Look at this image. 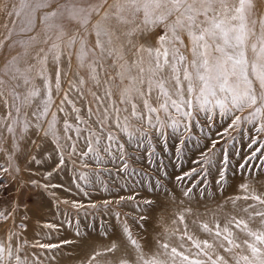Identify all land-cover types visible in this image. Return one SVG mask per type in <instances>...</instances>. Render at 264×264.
<instances>
[{"label": "snow or ice", "instance_id": "1", "mask_svg": "<svg viewBox=\"0 0 264 264\" xmlns=\"http://www.w3.org/2000/svg\"><path fill=\"white\" fill-rule=\"evenodd\" d=\"M15 15L20 20L16 35L27 38L14 40L9 29L0 39V49L17 45L25 49L0 69V141L10 138L11 145L9 166L0 164V175L7 173L16 183L15 197L4 199L11 185L0 181V202L5 204L0 209V227L5 228L0 238V264H59L53 250L73 241L30 244L25 239L32 213L30 198L33 190H43L55 198L59 211V205L68 201L49 192L64 188L51 178L70 170L76 174L72 183L78 189L84 190L80 181L91 187L87 174L77 167H90L85 158L95 164L92 175L98 179L119 177L124 187L139 182L141 188L147 180V191L154 196L142 198L137 192L87 204L71 201L78 212L85 208L109 212L113 205L133 201L136 223L145 229L134 234L124 213L122 235L115 234V229L111 235L104 230L101 234L109 243L98 248L87 232L91 225L81 232L77 221L75 235L85 249L80 264H264V187L258 189L251 179L254 172L259 177L264 170V140L260 139L264 134V17H254L252 0H20ZM37 19L43 25L42 37L40 33L27 35L35 31ZM29 48H36L34 55ZM74 49L78 66L86 75L77 73L69 81L57 110L47 119L53 106L52 73L59 93L62 59L67 55L70 61ZM37 79L43 80V88L36 85ZM65 105L70 106V112ZM58 113L65 117L62 136L57 130ZM217 117L230 122L216 132L211 146L201 151V160L193 161L200 167L174 176L182 196L189 201L208 198L205 166L214 164L221 152L215 183L219 190L224 189L230 166L225 138L244 123L252 124L257 135L249 137L250 151L232 171L233 175L239 171L242 177L246 173L249 179L239 184L240 194L216 205L214 225L201 221L197 231H190L181 213L177 219L185 229L175 241L172 237L177 230L168 228L154 240L148 239L145 225L154 203L161 195L173 201L177 198L176 191L168 187L172 178L166 166L156 161L152 141L159 137L167 150L166 130L171 128L180 134L175 145L180 158L193 130L200 127L203 132L207 126L210 132ZM33 135L37 139H32ZM49 138L58 156L55 167L43 173L41 180H18L21 170L13 164V156L18 150L24 154L29 142L39 146L37 140ZM222 141L225 146L217 148ZM253 160L261 163L253 164ZM137 164L139 167L133 166ZM102 190H107L106 184ZM228 204L232 207H226ZM114 215L122 217L120 212ZM43 226L57 232L62 227L53 223ZM29 248L45 251L29 254Z\"/></svg>", "mask_w": 264, "mask_h": 264}, {"label": "rangeland", "instance_id": "2", "mask_svg": "<svg viewBox=\"0 0 264 264\" xmlns=\"http://www.w3.org/2000/svg\"><path fill=\"white\" fill-rule=\"evenodd\" d=\"M252 5H253V13L255 18L259 17H264V0H252ZM20 7V0H0V22L2 21V27H0V35L3 34L6 31V35L8 33L9 29L13 30V36L12 39L14 40H20V39H26L25 34L21 35H16L17 32H19V27H20V20L17 19L15 13L19 10ZM14 14V18H10L7 16V14ZM39 16V14H37ZM9 17V18H8ZM8 21V23H4V21ZM13 21H15V26L13 25ZM43 25L40 24L39 19H37V26L36 29L33 33H28L27 35H35L37 33H40L41 37L43 33L41 32ZM17 28V29H16ZM91 44V43H90ZM40 45H37L36 47H39ZM33 49V50H32ZM36 48H29L28 51L31 52L33 51L35 54ZM25 49L22 48L20 45H17L16 47L9 49L7 47L0 49V54L3 56L2 62H0V67H4L5 62L11 58V56L16 55L18 52H24ZM250 54V52H249ZM6 60V61H5ZM61 64L63 65L62 67V76L61 78L64 79L65 81H62V86H61V91L59 93L56 92V89L54 87L55 85V76H54V71L52 73V84H53V91L56 93L53 96V106L50 110V115L48 116L47 119H51V112L57 110V106L60 104L61 99L63 98L64 95V89L68 88L69 81L72 80L77 73L80 75H85V70H81L78 66L77 59L75 58V49L73 50V55L71 57V60L69 61V58L67 55H65L62 59ZM52 66L50 65V68ZM2 69V68H0ZM64 73H67V75H64ZM39 87L43 88V80L39 79ZM78 107L80 104L77 105ZM142 107V105H141ZM65 108L67 111H71L70 106L65 105ZM85 111H86V106H85ZM0 112H3V109L0 110ZM240 114V113H237ZM58 124H57V130L59 134L62 136L63 135V120H64V114L63 113H58ZM160 115L163 117L164 113H160ZM243 115H247V112L243 113ZM73 123H74V117L72 118ZM200 120L201 122L204 121V116L203 114L200 115ZM133 124H136L137 126L138 123L134 119L131 121ZM230 121H225L217 117L216 119V124L215 127L211 128L210 132L207 126H205L204 131L201 132L200 127H196L193 132H192V139L187 140L186 145L184 146V150L182 153V156L180 158L176 157L175 154V145L179 142L180 134L177 132H174L171 128L166 130V136L168 137L167 139V150L165 149V144L164 142L157 137L152 141V146L156 150V161L162 162L163 165L166 166V171L169 174V176L172 178L171 183L168 184V187L170 190H175L177 194V198L173 201L170 198H167L163 195H161L156 203L153 205V212L151 214V217L147 224L145 225L146 228V235L148 239H155V237L163 232L165 228H170L171 230H179L178 236L180 232H182L185 229V224H182L179 222L177 217L182 213L181 208H184L187 210L188 208L192 210V213L190 211V214L192 217L195 216V218H207V214L205 215V211L203 210L205 206H208L209 208L212 209V211L215 209L216 210V205L215 201L218 202L219 204L223 203L224 198L226 197H231L232 194L233 196L239 193V184L245 182L246 179H249L247 177V174L245 173V176L242 177L239 173V171L236 172L235 175H233L232 169L235 167L238 161H240L245 155L249 153L248 149V144L250 143L249 137L250 136H256L257 133L255 131V128L253 127L252 124H247L244 123L241 125V128L237 131H233L231 133L230 137H226L225 139L228 141L227 143V148L230 153V166H229V172H228V179L226 181V184L224 186V189L221 191L219 190L218 186L215 183V180L218 178V168L220 166L219 162L223 159V154L218 153L217 156L215 157L214 164L212 165H206V169L208 172L207 175V185H208V198L205 200L202 197H194L190 203L189 200L184 198L182 196V193L180 191V185L177 184L174 180V176L180 174L183 171H188L191 168H199L200 165H197L193 163V161L196 160H201L200 153L205 149V146H211V140L216 139V132L221 129V127H226L227 123ZM47 124L45 123V127ZM32 131V130H31ZM181 131H183L181 129ZM119 134V133H118ZM121 136V139H125L122 134H119ZM188 133H184V136L187 137ZM36 136H32V139H34ZM37 139V137L35 138ZM260 139L264 140V134H260ZM8 142H10V139H7ZM48 143L50 144V147L53 151L54 145L51 143V138H49ZM5 140L0 141V164H2L4 167L9 166V161H8V156L10 155L11 152L8 150V146H5ZM37 145L39 146H34L29 142V147L30 145L32 146L33 149H35V153H37V158L39 159L42 155L43 158H48V154L45 152V148L40 144V142L37 140ZM224 142L222 141L221 144L217 145V148H223ZM144 149H140V152L143 153ZM54 152V151H53ZM45 153V154H44ZM239 153V155H237ZM55 154V153H54ZM16 156H13L12 162L15 166L19 167L21 170L20 174L17 176L18 180H28L30 178L37 179L38 176L43 175L46 171L40 168L39 166L34 167L33 169L27 168L23 166V164L20 161H15ZM55 161L58 160V156L55 154ZM50 157V156H49ZM86 160H89L90 167L89 168H84L82 165H78V171L83 172L87 174V178L91 180L92 184L91 187L87 186L84 181H80L81 186L83 187V191L77 188L76 184L72 183V177L73 175H76L72 171H66L65 174L68 177L69 181L72 183V190L68 191L65 190L67 189L66 187L64 188H56L52 189L53 192H55L56 197H59L61 200H66L68 201L67 204L61 203L59 205V211L55 207V198L50 195L49 193L44 192L43 190H40V192H36L33 190V194L31 195L30 198V207L32 209L31 220H33V217L36 215L38 210L41 209V203L40 200L38 201L39 195L44 196V198H47L50 202L49 206L51 207L50 209L52 212H57L58 213V219L59 220H54L53 219H46L43 221H34V225L40 230V231H45V232H52V234L56 235L57 238L54 239V237L51 236L48 240H42L40 238H34L33 243L36 241H39L41 243H49V242H59L60 240L67 239L70 241H73V243L76 242L77 237L75 235L76 232V225L77 221H79V227L80 231L84 232L85 231V226L91 225V227H88V233L97 231L96 233L98 234L99 237H104L101 233L104 230H109V233H113V229H115L116 232L121 231V224L123 222V219L125 218L123 216L124 213H127V222L129 227L132 229L134 234H139L141 232H144L145 229H142L139 224L136 223V220L138 219L136 215V209L134 207V202L133 201H128L124 203L121 206H116L113 205L110 207L109 212H105L102 208L100 209H90V208H85V209H80L79 212L77 211L76 208H73L71 206V201H79L84 204H87L89 200L92 201H101L104 199H114L117 196H129V195H135L137 192L140 194V196L143 198L145 196L147 197H153V193H149L147 191L148 187V182L145 180V186L143 188L140 187L139 182L137 184L133 185L131 182L128 183L127 187H124V181L120 180L119 177H108L107 175L101 176L99 179L95 176L92 175V172L95 171L96 166L95 164L91 163V160L89 158H85ZM21 163V164H20ZM50 163V162H49ZM253 164H260L261 162L258 160H253ZM134 167H139V165H133ZM55 167V162L51 163L49 165V171H52V169ZM108 167H111V164L108 165ZM145 168L148 167L147 164L144 165ZM69 168H71V165H69ZM33 170V171H32ZM11 171V169H10ZM35 173V174H34ZM37 174V175H36ZM59 175V173H56ZM162 174V173H161ZM23 176V177H22ZM264 178V170H261L259 177H257L256 173H253V176L251 179L253 180V183H255L258 179ZM165 180H168V177H165ZM255 180V181H254ZM0 181H2L6 185H11L10 190L4 199H10L14 198L16 195V183L13 181L12 176L5 173L0 175ZM238 183L237 187L236 184ZM107 185V190H102L105 186ZM234 186V187H233ZM232 187V188H230ZM74 190V191H73ZM49 192H51L49 190ZM85 192L88 193V195H85ZM238 193V194H237ZM213 195L215 199H213ZM194 200H199V203H196ZM221 200V201H220ZM183 201V203H182ZM206 201V202H205ZM170 203V204H169ZM198 205H196V204ZM240 205L244 204V201H238ZM54 204V205H53ZM193 204V207H192ZM203 204V205H202ZM166 205V206H165ZM177 205V206H176ZM179 205V206H178ZM188 206H191L188 207ZM200 206V207H199ZM5 207V204L0 202V209H3ZM181 207V208H180ZM198 207V208H197ZM197 208V209H196ZM180 210V211H177ZM175 211V212H174ZM188 211V210H187ZM198 214H197V212ZM115 212H120L122 214L121 219H117L116 216L114 215ZM177 212V213H176ZM189 212V211H188ZM205 212V213H203ZM113 213V214H110ZM194 215V216H193ZM201 215V216H200ZM50 218V217H48ZM169 218V219H168ZM171 220V221H170ZM176 221L173 223V221ZM192 220V219H190ZM185 221V223H189V221ZM19 222V221H17ZM36 222V224H35ZM70 222V223H69ZM45 223H53L56 225H62L60 230L57 232L56 230L53 229H48L44 227L43 225ZM178 229H173L172 226ZM191 224V225H190ZM190 224H187L189 226V230L191 231H197L198 224H195L193 222H190ZM167 225V226H166ZM193 225V226H192ZM152 226V227H151ZM165 226V227H164ZM171 226V227H170ZM195 226V227H194ZM8 227H11V224L9 222ZM95 227V228H94ZM110 227V228H109ZM113 229H112V228ZM119 229H118V228ZM196 230H194L193 228ZM94 228V229H93ZM155 229V230H153ZM193 229V230H192ZM52 230V231H51ZM112 230V231H110ZM153 232V233H152ZM111 233V234H112ZM122 233V231H121ZM156 233V235L154 234ZM5 234V228L0 227V238H3ZM63 234V235H62ZM116 234V233H115ZM199 234V233H198ZM51 239V240H50ZM73 243L69 245H65L62 249L60 250H53V252L57 255V257H70L73 254ZM31 244V243H30ZM72 246V247H71ZM45 250L39 249V248H29V254L32 252H35L36 254L40 255L43 253ZM49 255H52L53 253H48ZM43 258V257H41ZM59 258H57L59 260ZM54 262V261H53Z\"/></svg>", "mask_w": 264, "mask_h": 264}, {"label": "bare ground", "instance_id": "3", "mask_svg": "<svg viewBox=\"0 0 264 264\" xmlns=\"http://www.w3.org/2000/svg\"><path fill=\"white\" fill-rule=\"evenodd\" d=\"M7 16H9L11 19L12 18H14L15 16H14V14H11V15H9V14H7ZM8 17V18H9ZM4 21V20H3ZM2 21L0 22V27H2ZM4 23H8V21L6 20V22L4 21ZM17 29V28H16ZM6 35V31L3 33V34H1L0 35V39H3L4 38V36ZM89 43H94V36L93 37H91L90 38V41H89ZM33 50V49H32ZM32 55H34V52L33 51H31L30 52ZM2 54V53H1ZM0 54V62H2V59H3V54L1 55ZM249 55H251V53L249 54ZM75 58H76V56H75ZM4 60V59H3ZM6 61V60H5ZM3 63V62H2ZM63 67V65L61 64V68ZM0 68H3V67H0ZM85 75H86V72H85ZM62 79V78H61ZM62 81H65L64 79H62ZM35 83H36V85L39 87L40 85H39V79H37L36 81H35ZM56 93H54V91H53V96L55 95ZM39 101H37V103H38ZM0 110H2V108H0ZM28 112H29V115L31 114V109H28ZM50 113V112H49ZM3 114V112H0V115H2ZM50 115V114H49ZM30 132H31V130H30ZM36 138V137H35ZM34 138V139H35ZM10 139V138H9ZM39 142H40V144L45 148V150H46V153L48 154V158L46 159V158H43L42 156L39 158V159H36V160H32L31 159V157L32 156H36L37 155V153H35V149H33L32 148V146L30 145V147H29V143L27 144V146H26V148L24 149V154H21V152L18 150L17 151V156H16V159H15V161L17 160V161H20L22 164H23V166H25V167H27V168H31V169H33L34 167H37V166H39L40 168H42L43 170H45L46 172H48L49 170V165L53 162H55V154H54V152L52 151V149H51V147H50V144L48 143V141L46 140V141H40V140H38ZM5 146L7 147L8 146V150H9V152H11V145H10V142H8L7 141V139H5ZM38 143V142H37ZM28 154H30V155H28ZM45 154V153H44ZM50 156V157H49ZM36 158H37V156H36ZM37 161H39V163H37ZM50 162V163H49ZM20 163V164H21ZM37 165V166H36ZM33 171V170H32ZM35 174V173H34ZM37 175V174H36ZM42 176L43 175H41V176H38L37 178H38V180H41L42 179ZM23 177V176H22ZM31 179H33V178H31ZM26 180V179H25ZM51 180H52V183H55V184H61V185H64V187H66L67 189H70V190H72V183H71V181H69V179H68V177L66 176V174H65V172H60L59 173V175L58 174H56V173H54L53 174V176H52V178H51ZM253 181V180H252ZM255 181V180H254ZM237 185H238V183L236 184V186L235 187H237ZM254 186H256L258 189H261L262 187H264V178L262 177L261 179H258L255 183H254ZM234 187V186H233ZM230 188H232V187H230ZM50 191L51 192H53L52 191V189H50ZM74 191V190H73ZM238 194V193H237ZM236 195V194H235ZM234 195V196H235ZM232 196H233V194H232ZM39 199H38V201L40 200V203H41V209H39L38 211L39 212H37L36 213V215L33 217V220L32 221H30L29 222V227H28V229H27V232H26V235H25V239H27L28 241H29V243H33V240H34V238H40V239H42V240H48L49 238H51V236L52 237H54V239L55 238H57V236L56 235H54V234H52V232H50V233H48V232H45V231H40L35 225H34V221H43V220H46V219H57V220H59L58 219V213L57 212H52V210L50 209L51 207L49 206V204H50V202L51 201H49L47 198H44V196H42V195H39V197H38ZM194 201H196V200H194ZM217 201V200H216ZM215 201V204H218V202H216ZM221 201V200H220ZM206 202V201H205ZM224 202V201H223ZM189 203H190V201H189ZM196 203H197V201H196ZM195 203V204H196ZM238 203V202H237ZM170 204V203H169ZM191 204V203H190ZM221 204H223V203H221ZM238 204H240V203H238ZM54 205V204H53ZM196 205H198V204H196ZM203 205V204H202ZM206 205V204H205ZM204 205V211L206 212H203V213H205V215H203L204 217L206 216V214H207V218H195V216L194 217H192L191 216V214H190V212H188L187 210L189 209H187V210H185V209H183V208H181V211H182V213L184 214V216H185V221H187L188 222V220H190V219H192V220H190L189 221V223H186V224H190V222H193V221H196V223L195 224H199L201 221H203V222H208L210 225H214V223H215V219H214V214L216 213V210L214 209L213 211H212V209L211 208H209L208 206H205ZM166 206V205H165ZM177 206V205H176ZM179 206V205H178ZM188 207H190L191 208V206H188ZM192 207H193V204H192ZM200 207V206H199ZM226 207H228V208H231L232 206H231V204H228ZM198 208V207H197ZM196 208V209H197ZM192 210H193V208H192ZM192 210H191V212H192ZM177 211H180V210H177ZM175 212V211H174ZM197 212V211H196ZM199 212V211H198ZM198 212H197V214H198ZM177 213V212H176ZM193 213V212H192ZM200 213V212H199ZM194 214V213H193ZM201 214V213H200ZM199 215V214H198ZM32 216V215H31ZM201 216V215H200ZM48 217H50V218H48ZM219 218H220V222H221V224H223V214L222 213H219ZM53 219V220H54ZM169 219V218H168ZM171 221V220H170ZM36 222H35V224H36ZM11 224V223H10ZM176 225H177V223L175 224V227L174 226H172V228L173 229H178V227L176 228ZM191 225V224H190ZM167 226V225H166ZM178 226V225H177ZM193 226V225H192ZM119 227H121V226H119ZM152 227V226H151ZM165 227V226H164ZM171 227V226H170ZM195 227V226H194ZM197 227V229H198V226H196ZM95 228V227H94ZM93 228V229H94ZM110 228V227H109ZM112 228V227H111ZM118 228V227H117ZM188 228H189V226H188ZM193 228V227H192ZM113 229V228H112ZM119 229V228H118ZM189 229H191V228H189ZM194 230H196L195 228H193ZM192 229V230H193ZM107 230H109L108 228H107ZM153 230H155V229H153ZM169 230H170V228H169ZM110 231H112V230H110ZM191 231V230H190ZM87 232H88V230H87ZM97 231H95L94 230V232H92V230H91V232L89 233V235L92 237V240H91V243H93L96 247H102V246H104V245H106V244H108L109 243V240L108 239H106L105 237H99L98 236V232L96 233ZM109 232V231H108ZM54 233V232H53ZM111 233L112 232H110V235H111ZM115 233L117 234V235H122V233H121V231L120 232H116L115 231ZM153 233V232H152ZM178 233H179V230L178 231H176V235L175 236H173L172 237V239L175 241L176 240V238H177V236H178ZM155 235H156V233H154ZM63 235V234H62ZM199 235H200V237L201 238H205L206 237V234H204V233H199ZM52 239V238H51ZM50 239V240H51ZM73 254L70 256V257H57V258H59V264H80V257H82L83 255H84V251H85V249L83 248V246L82 245H80V241H79V238L77 237V240H76V242L75 243H73ZM28 252H29V249H28ZM45 264H47V262H45ZM52 264H56V262L54 261V262H52Z\"/></svg>", "mask_w": 264, "mask_h": 264}]
</instances>
